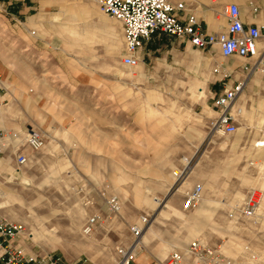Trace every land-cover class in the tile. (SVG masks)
<instances>
[{
  "label": "rangeland",
  "instance_id": "1",
  "mask_svg": "<svg viewBox=\"0 0 264 264\" xmlns=\"http://www.w3.org/2000/svg\"><path fill=\"white\" fill-rule=\"evenodd\" d=\"M227 1L246 7V0H196L188 8L224 24ZM159 41L165 45L128 67L119 58V23L92 0H0V110L13 123L2 143L27 152L19 168L13 153L0 152L8 155L0 215L20 224L15 241L24 250L58 264H113L129 224L145 215L153 221L130 264H161L194 238L220 261L192 264H264V72L246 74L249 58L223 57L215 44L207 51ZM217 64L227 74L212 82ZM245 74L231 110L236 130L209 132L221 81ZM27 123L44 136L36 150L23 144ZM194 182L201 199L182 208ZM250 187L260 192L255 213L229 216ZM110 196L116 209L106 204ZM93 212L85 234L81 223Z\"/></svg>",
  "mask_w": 264,
  "mask_h": 264
},
{
  "label": "built area",
  "instance_id": "2",
  "mask_svg": "<svg viewBox=\"0 0 264 264\" xmlns=\"http://www.w3.org/2000/svg\"><path fill=\"white\" fill-rule=\"evenodd\" d=\"M98 9L114 18L120 25L122 37V50L120 62L128 67H135L142 59L141 47L153 35H165L168 38L177 39L188 43L198 50H209L215 44L219 55L223 57L249 58L250 63L245 67L246 74L259 70L264 72V30L256 22L244 24L241 19V6L238 2L227 1L222 6L224 24L216 30H207L201 24L200 19L188 6L196 0H92ZM249 9L253 13L260 10V6L249 1ZM240 69H242L240 67ZM220 65L213 67V71H220ZM227 73L222 72L219 79ZM245 75L235 78L226 84L221 81V89L213 96L211 102L215 107V115L207 121L209 132L232 133L236 130V119L230 112L232 102L243 90ZM5 86L0 77V90ZM13 134V133H12ZM9 135V137L14 135ZM0 136H2L0 134ZM22 141L31 150L40 148L44 143L42 132L33 127H27L22 133ZM13 162L16 168L22 166L27 160V154L23 151H14ZM182 170H174L176 178L180 177ZM202 184L194 182L183 190L182 208L195 205L201 196ZM260 192L254 187L248 188L243 194L240 203L235 210L229 211V216H250L255 213L259 205ZM106 204L110 209H116L117 201L114 196L106 198ZM95 212L85 217L81 223V232L90 233L96 222ZM145 215H140V221L129 224L130 238L124 244L115 246L113 264H130L134 254L139 248L136 242L141 233V228L146 222ZM21 231L19 223L5 220L0 215V236L4 243L0 245V262L2 264H17L20 262H38L40 264H58L48 260L44 256L24 250L19 242L15 241ZM211 249L194 238L189 240L182 248L169 250L161 264H192L206 258L213 262L220 258L212 256Z\"/></svg>",
  "mask_w": 264,
  "mask_h": 264
},
{
  "label": "crops",
  "instance_id": "3",
  "mask_svg": "<svg viewBox=\"0 0 264 264\" xmlns=\"http://www.w3.org/2000/svg\"><path fill=\"white\" fill-rule=\"evenodd\" d=\"M31 1V0H30ZM249 1H252L256 4H258L260 6V10L257 13H253L250 9H249ZM23 8L25 10L34 8V5L29 4L28 2H25L23 5ZM21 11V10H20ZM201 20V24L203 26H206L207 30H216L217 28H221L223 24L219 23L218 21H212L211 23H208L207 19H202ZM208 19H210V17H208ZM241 19L243 21L244 24L247 23H251V22H256L259 26H261V29L264 30V0H246V7H241ZM161 37H165L166 39H168V42H175L176 45H180L182 44V46H186L189 45L188 43H185L183 41L177 40V39H171L168 38L167 36L161 34V35H153L148 41L144 42L142 47H141V54L143 56V53L148 54L149 52H151L153 49H155L156 45H165V43H162L159 41V39ZM190 46V45H189ZM218 75H221V73L215 72ZM220 76L212 78V82L215 81L216 79L218 80ZM2 97V95L0 96ZM27 127H33V128H37L35 126L32 125V123H27L26 124ZM5 127L7 128H13V123L10 125L9 123H5V119H3V115L1 114V110H0V134L3 133V130H5ZM7 131V130H6ZM2 138L3 136H0V152H2L3 150L9 152V153H13L11 147V144L9 146H7L6 144L2 143ZM21 151H25L24 148L21 149ZM27 153V152H26ZM7 156V158H3ZM14 157V154H13ZM5 159V160H4ZM4 160V161H3ZM7 161H8V155L5 154L4 156H0V174L5 171L6 167H7ZM143 240V239H142ZM4 243L3 237L0 236V245ZM46 258H48V260H52L55 261V259H53L51 256H46ZM149 260L144 258L143 260H135V262H133V264H155V263H148ZM0 264H2L0 262ZM17 264H40L38 262H20ZM53 264V263H51ZM60 264V263H59ZM71 264V263H70Z\"/></svg>",
  "mask_w": 264,
  "mask_h": 264
},
{
  "label": "bare ground",
  "instance_id": "4",
  "mask_svg": "<svg viewBox=\"0 0 264 264\" xmlns=\"http://www.w3.org/2000/svg\"><path fill=\"white\" fill-rule=\"evenodd\" d=\"M242 92V91H241ZM241 92L239 93V94H241ZM235 101H236V99L232 102V104H231V106H230V112H231V110L232 109H234L235 108ZM238 111H240V109L239 108H236V112H238ZM232 113V112H231ZM212 133H214V132H212ZM263 142H261V145H263L262 144ZM183 162H184V166H185V168L187 169H189V167H188V164H189V158H187V157H183ZM174 172V171H173ZM201 198H199V200H200ZM155 202L157 203L158 202V200L157 199H155ZM153 221V217H152V219L150 220V222H149V219H147L146 220V222L144 223V225L142 226V228H141V233H140V235L137 237V239H136V242H137V244L139 245L140 244V242L142 241V239H143V236H144V232L146 231V230H148V227H149V225H150V223ZM146 227H147V229H146ZM146 229V230H145Z\"/></svg>",
  "mask_w": 264,
  "mask_h": 264
}]
</instances>
